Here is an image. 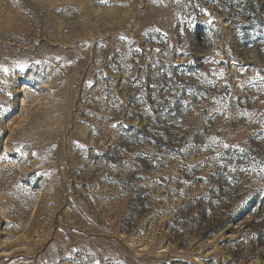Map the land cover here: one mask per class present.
Here are the masks:
<instances>
[{
  "label": "rangeland",
  "instance_id": "rangeland-1",
  "mask_svg": "<svg viewBox=\"0 0 264 264\" xmlns=\"http://www.w3.org/2000/svg\"><path fill=\"white\" fill-rule=\"evenodd\" d=\"M0 264H264V0H0Z\"/></svg>",
  "mask_w": 264,
  "mask_h": 264
},
{
  "label": "snow or ice",
  "instance_id": "snow-or-ice-1",
  "mask_svg": "<svg viewBox=\"0 0 264 264\" xmlns=\"http://www.w3.org/2000/svg\"><path fill=\"white\" fill-rule=\"evenodd\" d=\"M21 70H23V69H21ZM4 71L7 73L8 69H4Z\"/></svg>",
  "mask_w": 264,
  "mask_h": 264
}]
</instances>
